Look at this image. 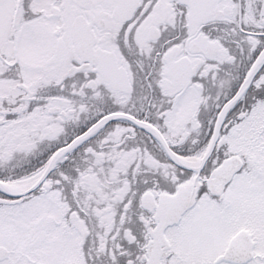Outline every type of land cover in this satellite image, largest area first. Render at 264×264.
<instances>
[{"label": "snow or ice", "instance_id": "6c2138e0", "mask_svg": "<svg viewBox=\"0 0 264 264\" xmlns=\"http://www.w3.org/2000/svg\"><path fill=\"white\" fill-rule=\"evenodd\" d=\"M0 264H264V0H0Z\"/></svg>", "mask_w": 264, "mask_h": 264}]
</instances>
